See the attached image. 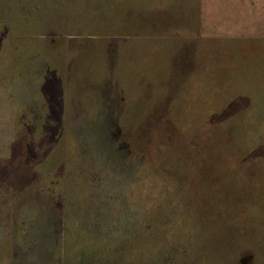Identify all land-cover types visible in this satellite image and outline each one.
Segmentation results:
<instances>
[{
    "label": "rangeland",
    "instance_id": "rangeland-1",
    "mask_svg": "<svg viewBox=\"0 0 264 264\" xmlns=\"http://www.w3.org/2000/svg\"><path fill=\"white\" fill-rule=\"evenodd\" d=\"M0 264H264V0H0Z\"/></svg>",
    "mask_w": 264,
    "mask_h": 264
},
{
    "label": "trees",
    "instance_id": "trees-1",
    "mask_svg": "<svg viewBox=\"0 0 264 264\" xmlns=\"http://www.w3.org/2000/svg\"><path fill=\"white\" fill-rule=\"evenodd\" d=\"M78 256L82 257V254L81 255L78 254Z\"/></svg>",
    "mask_w": 264,
    "mask_h": 264
},
{
    "label": "crops",
    "instance_id": "crops-1",
    "mask_svg": "<svg viewBox=\"0 0 264 264\" xmlns=\"http://www.w3.org/2000/svg\"><path fill=\"white\" fill-rule=\"evenodd\" d=\"M27 62V61H26ZM23 64H24V62H23Z\"/></svg>",
    "mask_w": 264,
    "mask_h": 264
}]
</instances>
